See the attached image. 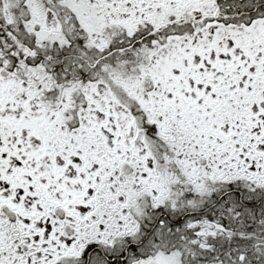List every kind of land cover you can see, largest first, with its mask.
<instances>
[{
    "label": "snow or ice",
    "instance_id": "obj_1",
    "mask_svg": "<svg viewBox=\"0 0 264 264\" xmlns=\"http://www.w3.org/2000/svg\"><path fill=\"white\" fill-rule=\"evenodd\" d=\"M0 264H264V0H0Z\"/></svg>",
    "mask_w": 264,
    "mask_h": 264
}]
</instances>
